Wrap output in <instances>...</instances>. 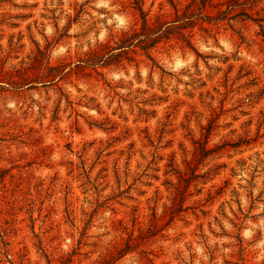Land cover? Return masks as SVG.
Returning <instances> with one entry per match:
<instances>
[{
  "label": "rangeland",
  "instance_id": "rangeland-1",
  "mask_svg": "<svg viewBox=\"0 0 264 264\" xmlns=\"http://www.w3.org/2000/svg\"><path fill=\"white\" fill-rule=\"evenodd\" d=\"M241 1L144 51L117 49L136 0H0V264H264V0Z\"/></svg>",
  "mask_w": 264,
  "mask_h": 264
},
{
  "label": "trees",
  "instance_id": "trees-1",
  "mask_svg": "<svg viewBox=\"0 0 264 264\" xmlns=\"http://www.w3.org/2000/svg\"><path fill=\"white\" fill-rule=\"evenodd\" d=\"M212 1L213 0H191L182 7L174 0H171V4L175 9V19L164 21L162 15L157 14L155 20L151 22L148 18V13L144 11L140 0H136L135 3L137 9L142 15V30L140 32L133 30L131 33H126L120 40L117 49L124 50L131 46H139L144 51H147L154 47L162 38H169L176 30H179L182 34L183 40L186 41L188 45H191L192 43L189 40L191 34H185L183 30L193 28L198 19L207 22H218L224 19L231 20L239 16L250 17L246 9H242L236 14H233V9L235 7L245 4V2L241 0H227V9L219 11L217 15L206 12V7L213 5ZM197 3L199 4V9L198 12H195L193 6ZM148 56L151 59L153 58L151 54Z\"/></svg>",
  "mask_w": 264,
  "mask_h": 264
}]
</instances>
